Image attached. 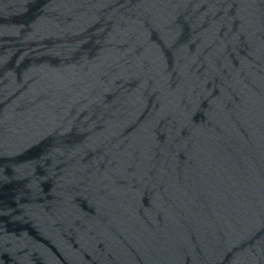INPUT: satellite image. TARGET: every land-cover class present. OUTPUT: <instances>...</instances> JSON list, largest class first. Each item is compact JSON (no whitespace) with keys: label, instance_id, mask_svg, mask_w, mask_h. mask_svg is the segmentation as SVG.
Listing matches in <instances>:
<instances>
[{"label":"water","instance_id":"obj_1","mask_svg":"<svg viewBox=\"0 0 264 264\" xmlns=\"http://www.w3.org/2000/svg\"><path fill=\"white\" fill-rule=\"evenodd\" d=\"M0 264H264V0H0Z\"/></svg>","mask_w":264,"mask_h":264}]
</instances>
